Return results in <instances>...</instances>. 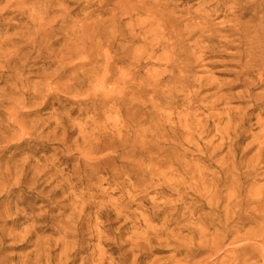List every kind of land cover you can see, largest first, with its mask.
<instances>
[{"label": "rangeland", "instance_id": "1", "mask_svg": "<svg viewBox=\"0 0 264 264\" xmlns=\"http://www.w3.org/2000/svg\"><path fill=\"white\" fill-rule=\"evenodd\" d=\"M214 3L211 0H62L56 11H64L77 25L87 20L92 23L96 43L93 63L76 73L65 72L58 83L48 85L46 90L50 94L59 86L60 102L50 99L49 106L44 108L41 100H33L22 114H16L22 126H34L30 130L33 139L43 141L47 147H35V154H20L33 146L30 142L15 151L19 153L14 160L15 171L26 160L25 173L29 177L22 189L10 183V189L0 199V211L13 208L21 197H33L29 201L35 214L43 215L47 208L35 200L37 196H49L55 202L68 198L67 194L61 197L51 192L71 176L70 167L77 165V159L91 143L97 150L91 181L96 202L106 203V209L111 212L121 204L123 211L130 213L128 219L111 218L113 229L121 228L124 239L129 237L131 218L144 212L161 208L169 212L171 207L181 204L180 213L187 208L211 214L217 202L211 198L215 184L220 185L222 198L218 211L256 209L254 204L235 206L234 203L260 199L264 214V153L257 152L258 148H264V138L254 119L239 128V118L247 113L251 103L245 94L247 89L236 82L240 63L235 51L200 59L190 57L172 65L171 50L161 47V28L153 20L154 16L171 11L176 17L180 13L185 16L201 4L209 12ZM59 15L57 12L52 17ZM185 23L181 19L179 26ZM63 44L59 42L52 50H62ZM41 67L50 74L57 65L37 64L34 69ZM42 76L40 72L30 74V84L49 83ZM263 92L264 87L260 86L250 90L253 97ZM11 111V104L0 105L1 126L7 124ZM256 115L257 112L252 114ZM10 131L20 133L18 128ZM238 184L242 187L239 194L235 192ZM80 191L85 195L86 191L81 189L77 194ZM70 198L63 205H71L74 197ZM76 200L79 201V196ZM70 213L67 208L63 216L69 218ZM259 221L256 223L260 224ZM96 223L101 227L106 224L103 219H97ZM184 225L187 224L182 222L178 228ZM196 225L202 228V224ZM152 226L159 228L160 223ZM197 228L190 225L182 235L190 237L189 232ZM214 233V229H209L207 239ZM40 234L52 240L58 238L50 231ZM198 238L195 242H199ZM18 246L19 243L12 241L5 243L4 264H19L22 255L29 251ZM107 255L113 259L118 256ZM172 255L171 248H161L152 259L163 264Z\"/></svg>", "mask_w": 264, "mask_h": 264}, {"label": "bare ground", "instance_id": "2", "mask_svg": "<svg viewBox=\"0 0 264 264\" xmlns=\"http://www.w3.org/2000/svg\"><path fill=\"white\" fill-rule=\"evenodd\" d=\"M61 1L0 0V105H12L7 124L0 125V199L10 189L11 182L12 186L22 189L29 177L25 173L26 160L18 172L15 171L14 160L19 154L15 151L30 142L33 146L20 154H35V147H47L43 141L33 139L30 130L34 126H22L16 114H22L33 100H41L44 108L49 106L50 99L60 102L59 86L50 94L46 90L48 85L58 83L65 72L76 73L93 63L96 43L92 23L87 20L77 25L64 11H56ZM211 1L215 3L209 12H205L201 4L196 11H187L185 16L180 13L176 17L173 11L154 16V23L161 28V47L171 50L172 65L190 57L200 59L234 50L240 63L236 82L247 89L245 94L251 103L247 113L239 118V128L254 119L264 138V92L255 97L250 94L251 87H264V0ZM57 12L60 15L52 17ZM181 19L186 22L182 27L179 26ZM59 42L64 43L62 50L53 51L52 47ZM37 64H56L57 67L47 74L44 67L34 69ZM34 72H40L49 83L32 86L29 76ZM255 112L257 115L252 116ZM11 128H18L19 135L11 133ZM257 152L264 153V148H258ZM96 154L97 150L89 143L83 156L77 159V165L70 167L71 176L51 192L61 197L67 194L68 198L55 202L48 199L49 196L36 197L35 200L47 208L43 215L35 214L33 197H21L13 208L0 211V264L7 260L4 255L7 241L19 243L20 249H29L19 264H159L160 260L152 256L161 248L173 251L163 264H264V214L260 199L234 203L235 206L254 204L256 209L220 212L217 207L222 198L218 184L211 195L217 199L211 214L187 208L180 213L181 204L171 207L169 212H165V208L144 212L131 218L129 237L124 239L121 228L113 229L111 218L128 219L130 213L124 212L121 204L114 206L113 212L108 211L107 204L96 202L94 196L91 181L97 165ZM79 189L85 190V195L81 191L77 194ZM241 189L238 184L235 192L239 194ZM70 197H74L71 205H63L71 201ZM67 208L71 210L69 218L63 216ZM11 210H14L12 214ZM10 217L11 220L6 221ZM97 219H103L106 224L101 227ZM256 220H260V224ZM182 222L187 225L178 228ZM154 223H160L159 228L152 226ZM196 224H202V228H197ZM190 225L197 230L189 232L190 237L182 235ZM211 228L215 233L207 239ZM48 231L58 238L52 240L40 234ZM196 236L199 242H195ZM107 253L118 256L113 259Z\"/></svg>", "mask_w": 264, "mask_h": 264}]
</instances>
